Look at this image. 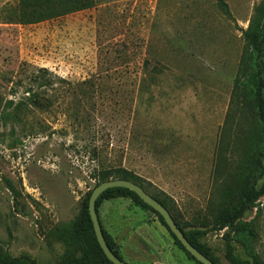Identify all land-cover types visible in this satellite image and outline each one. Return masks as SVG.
<instances>
[{
	"label": "rangeland",
	"instance_id": "obj_1",
	"mask_svg": "<svg viewBox=\"0 0 264 264\" xmlns=\"http://www.w3.org/2000/svg\"><path fill=\"white\" fill-rule=\"evenodd\" d=\"M222 1L227 8L219 0H0L7 254L30 264L80 256L74 224L85 200L102 170L122 167L186 231L208 229L202 242L230 264L225 229H209L258 134L235 80L244 79L240 62L253 49L245 32L263 0ZM98 214L127 262L195 264L132 199L105 200ZM239 226L264 260V196Z\"/></svg>",
	"mask_w": 264,
	"mask_h": 264
},
{
	"label": "trees",
	"instance_id": "obj_2",
	"mask_svg": "<svg viewBox=\"0 0 264 264\" xmlns=\"http://www.w3.org/2000/svg\"><path fill=\"white\" fill-rule=\"evenodd\" d=\"M87 1L88 0H77V2H80L83 6L87 4ZM219 1L227 8V5L222 0ZM245 36L247 42L253 47V49L250 51L246 48L243 53L239 67L241 73H244V79L241 80L240 76L236 78L235 91L241 90L243 94L248 96L246 106L250 109V114L252 116L253 123L258 130V134L256 139L252 142L253 153L247 159V165L244 172L237 180L235 190L225 191L223 193L222 208L215 217L212 227L209 230L220 231L225 229L223 235L226 243L225 256L230 264H264V260L260 256V253L252 245H248V243H246L247 241L242 236L238 237L240 233V222L250 211L257 207L261 198L264 196V0L258 7L257 15L253 17L250 26L245 32ZM111 178L132 180L140 184L146 189V191H148L144 185L145 181L142 177L133 171L122 167L102 170L97 177L99 182L96 185ZM91 192L85 200L81 216L74 224V237L81 246L83 252L78 257L68 258L58 264H115L106 256L97 240L88 209ZM119 197L130 198L136 204H139L144 208H148L156 213L161 222L173 236L175 244H177L186 253V255L195 262V264H203L185 249L183 244L169 229L163 216L151 206L146 204L134 191L126 187H112L104 191L97 199V212L103 201ZM155 198L158 199L157 197ZM158 200L165 207H167L164 201L160 199ZM167 209L169 210L168 207ZM176 223L182 229L187 239L197 249H199L216 264H221L212 248L203 243L201 240L208 232V229L186 231L185 228L180 226L177 221ZM102 228L107 243L113 253H115L123 261L127 262L115 247L113 239L103 225ZM249 236L252 238L253 243L257 241V234L254 229H249ZM234 240H237L244 247L245 255L236 251V247L233 243ZM0 264H30V262L25 257H12L0 247Z\"/></svg>",
	"mask_w": 264,
	"mask_h": 264
},
{
	"label": "water",
	"instance_id": "obj_3",
	"mask_svg": "<svg viewBox=\"0 0 264 264\" xmlns=\"http://www.w3.org/2000/svg\"><path fill=\"white\" fill-rule=\"evenodd\" d=\"M112 187H126L132 191H134L146 204L151 206L153 209L158 211L164 218L165 223L168 225L169 229L174 233V235L179 239V241L183 244L185 249L189 251L197 260L202 262L203 264H216L209 257H207L204 253H202L199 249H197L185 236L182 229L178 226L175 219L173 218L170 211L165 207L158 199H156L152 194H150L144 187L140 184L123 178H111L109 180H105L96 185L89 197L88 209L91 220L93 222L95 234L97 240L103 249L106 256L115 264H129L122 259H120L113 251L107 243L105 238L103 228L98 216L96 202L98 197L107 189Z\"/></svg>",
	"mask_w": 264,
	"mask_h": 264
}]
</instances>
